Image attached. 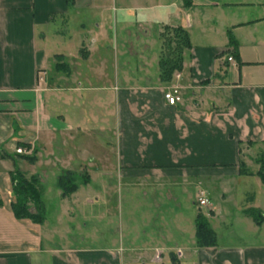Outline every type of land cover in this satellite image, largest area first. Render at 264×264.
I'll use <instances>...</instances> for the list:
<instances>
[{
    "label": "crops",
    "instance_id": "1",
    "mask_svg": "<svg viewBox=\"0 0 264 264\" xmlns=\"http://www.w3.org/2000/svg\"><path fill=\"white\" fill-rule=\"evenodd\" d=\"M163 25L191 43L169 82ZM263 165L264 0H0V264H264V219L245 213L264 215ZM14 169L132 188L116 192L117 236L89 227L109 217L102 184L43 191L44 221L16 218ZM200 212L215 246L195 245Z\"/></svg>",
    "mask_w": 264,
    "mask_h": 264
},
{
    "label": "trees",
    "instance_id": "2",
    "mask_svg": "<svg viewBox=\"0 0 264 264\" xmlns=\"http://www.w3.org/2000/svg\"><path fill=\"white\" fill-rule=\"evenodd\" d=\"M229 33V31H228ZM160 52L158 58L159 78L162 82H169L174 73L180 71L185 53L191 48L188 32L180 25H163L159 33ZM233 43L232 37H229ZM23 158L34 162L35 156L23 154ZM264 166V165H263ZM264 180V174L259 172ZM12 199L10 208L13 215L18 219H29L34 223H42L45 218L44 204L42 200L43 187L36 175H27L18 169L9 172ZM79 177L71 171H64L56 179V186L62 196L70 195L78 189L77 179ZM80 182L86 184L88 175L83 174ZM0 204L2 200L0 199ZM256 223L264 219L262 212L249 208L245 210ZM195 245L207 247L216 245V234L209 224L208 219L201 212L194 220ZM171 264H179L171 257Z\"/></svg>",
    "mask_w": 264,
    "mask_h": 264
},
{
    "label": "rangeland",
    "instance_id": "3",
    "mask_svg": "<svg viewBox=\"0 0 264 264\" xmlns=\"http://www.w3.org/2000/svg\"><path fill=\"white\" fill-rule=\"evenodd\" d=\"M109 14L111 15L112 11H109ZM109 18H110V16H109ZM62 29L66 30L65 27L62 28ZM70 33L73 34V35H76L72 28L70 29ZM158 40H159V43H160L159 36H158ZM71 41H72V39L70 40V43H71ZM51 69L52 68H50L47 71V73H48V81H50V79H51ZM15 158L18 159L19 161L22 160V158L17 157V156ZM26 162L28 163V160ZM40 176H41V174H40ZM79 180L80 179L78 178L77 179V183H78V187H79L78 189L79 190H77L76 192H97L95 190V185H101L102 184L103 188L105 189V191L103 190V192L113 193L111 201L108 204L109 209H110V213L108 214L109 217L107 219H105L104 221H102V220L97 221L96 218H93L92 225H90L89 227H93V230H91V231H92V233L93 232L95 233V231H98L102 227H104V224H105L106 228H109L110 231L112 229V231H114V235L117 236V233H118V231H117L118 217L117 216H118V214L116 213V211H117V209H116V192H133L132 188L123 189L120 186H117V181H115V180L114 181H109V183L107 182L108 183L107 184L105 181L101 182L100 180L96 179L95 176H94V180L91 182L89 187L88 186H83V184ZM40 182L42 184L43 191H45V192H60L59 189H57L56 186H55V178H54V175H53L52 172H48L47 175ZM54 198L55 197L53 196V193L48 194V197H47L48 201L50 200V202H52ZM96 211H98V210L95 209L93 211L94 216L97 215ZM80 217H81L80 214H76V220L77 221H75V219H74L76 226L78 225L77 222H79L78 219ZM139 218H140V214L139 213H137V212L136 213H131L130 216L128 217V221L129 222H133V223L139 222ZM95 229H97V230H95ZM109 235L111 236L113 234L109 233Z\"/></svg>",
    "mask_w": 264,
    "mask_h": 264
},
{
    "label": "built area",
    "instance_id": "4",
    "mask_svg": "<svg viewBox=\"0 0 264 264\" xmlns=\"http://www.w3.org/2000/svg\"><path fill=\"white\" fill-rule=\"evenodd\" d=\"M231 57H228V60H231ZM163 97L166 100L168 104H175L176 102L180 101V93H179V88L177 86H171L168 87L163 91ZM15 152L17 154H26L28 151L26 149H23L22 147H17L15 148ZM206 203V199L202 196L201 198L198 199V204L199 205H204Z\"/></svg>",
    "mask_w": 264,
    "mask_h": 264
}]
</instances>
